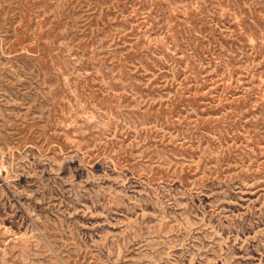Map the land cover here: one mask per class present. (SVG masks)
I'll list each match as a JSON object with an SVG mask.
<instances>
[{"label": "rangeland", "instance_id": "obj_1", "mask_svg": "<svg viewBox=\"0 0 264 264\" xmlns=\"http://www.w3.org/2000/svg\"><path fill=\"white\" fill-rule=\"evenodd\" d=\"M0 264H264V0H0Z\"/></svg>", "mask_w": 264, "mask_h": 264}]
</instances>
